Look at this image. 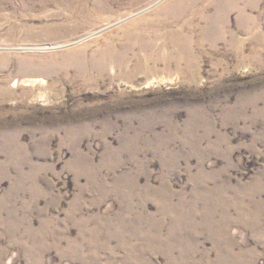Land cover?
I'll list each match as a JSON object with an SVG mask.
<instances>
[{
	"label": "rangeland",
	"instance_id": "rangeland-1",
	"mask_svg": "<svg viewBox=\"0 0 264 264\" xmlns=\"http://www.w3.org/2000/svg\"><path fill=\"white\" fill-rule=\"evenodd\" d=\"M0 264H264V0H0Z\"/></svg>",
	"mask_w": 264,
	"mask_h": 264
}]
</instances>
